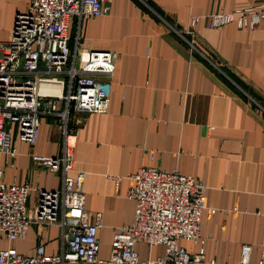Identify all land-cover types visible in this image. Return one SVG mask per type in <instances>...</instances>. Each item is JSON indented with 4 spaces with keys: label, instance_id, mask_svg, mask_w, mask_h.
<instances>
[{
    "label": "crops",
    "instance_id": "obj_1",
    "mask_svg": "<svg viewBox=\"0 0 264 264\" xmlns=\"http://www.w3.org/2000/svg\"><path fill=\"white\" fill-rule=\"evenodd\" d=\"M32 0H0V41L11 36L17 13ZM264 5V0H113L106 14L71 18L72 40L84 48L111 49L119 55L107 114H72L77 130L75 172L85 173V210L94 223L101 218L99 258L108 260L118 230L130 226L135 202L128 197L131 176L143 167L178 170L202 182L207 209L200 230L207 260L239 264L241 249L252 248L258 264L264 248V20L255 29L235 24L194 29L190 42L178 31L194 15L229 12ZM59 109L65 104L59 103ZM64 121L41 119L38 142H22L13 129L14 158L0 154L6 184H29L30 217L38 192H55L62 176L35 166L32 156L60 158ZM12 131V127L10 128ZM45 246L58 254L62 231L33 224L23 240L0 234V251L12 247L33 255ZM190 253L199 245L180 241ZM141 261L165 253L140 242Z\"/></svg>",
    "mask_w": 264,
    "mask_h": 264
},
{
    "label": "built area",
    "instance_id": "obj_2",
    "mask_svg": "<svg viewBox=\"0 0 264 264\" xmlns=\"http://www.w3.org/2000/svg\"><path fill=\"white\" fill-rule=\"evenodd\" d=\"M113 0H32L17 13L11 36L0 41V154L14 158L12 126L22 142H38L41 119L52 116L64 121V151L60 158L32 156L35 166L60 173L62 187L38 192L34 217H30L29 184H6L0 169V234L9 242L26 238L33 224L56 226L63 245L58 254H47L40 245L33 255L12 247L0 251V264H219L207 260L201 235L202 215L207 207L206 186L178 170L163 172L143 167L131 176L128 197L135 202L132 224L118 230L108 260L99 258L101 218L92 223L85 210V173L75 172L77 130H69L72 114H107L119 55L111 49L84 48L80 37L70 35L71 18L80 20L106 14ZM264 20V5L229 12L194 15L188 28L178 31L194 46L193 29L202 21L209 28L235 24L255 29ZM65 108L59 109L58 104ZM185 240L200 246L190 253ZM162 245L165 253L156 260L141 261L135 247ZM252 248L241 249L239 264L251 263ZM264 264V248L261 260Z\"/></svg>",
    "mask_w": 264,
    "mask_h": 264
},
{
    "label": "rangeland",
    "instance_id": "obj_3",
    "mask_svg": "<svg viewBox=\"0 0 264 264\" xmlns=\"http://www.w3.org/2000/svg\"><path fill=\"white\" fill-rule=\"evenodd\" d=\"M15 128V126H12V132H13V129ZM14 131H16V128H15V130Z\"/></svg>",
    "mask_w": 264,
    "mask_h": 264
}]
</instances>
